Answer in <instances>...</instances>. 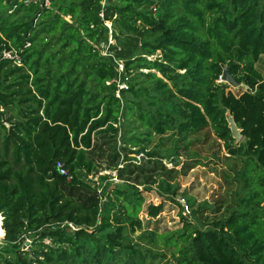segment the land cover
Here are the masks:
<instances>
[{"label": "trees", "instance_id": "16d2710c", "mask_svg": "<svg viewBox=\"0 0 264 264\" xmlns=\"http://www.w3.org/2000/svg\"><path fill=\"white\" fill-rule=\"evenodd\" d=\"M25 1L0 0V239L13 256H0V264L164 257L154 252L157 234L143 230L142 191L176 197L175 177L198 165L175 169L178 144L209 126L229 157L259 171L257 188L244 172L245 194L224 216L202 227L182 217L173 257L177 264H264V81L255 68L264 55V0ZM11 50L20 65L2 57ZM223 65L247 87L241 94L217 83ZM227 111L242 135L236 148ZM168 133L172 150H148L152 136ZM102 163L123 187L106 192L108 176L99 184L87 179ZM162 210L163 203L148 204L146 215Z\"/></svg>", "mask_w": 264, "mask_h": 264}, {"label": "rangeland", "instance_id": "374dc122", "mask_svg": "<svg viewBox=\"0 0 264 264\" xmlns=\"http://www.w3.org/2000/svg\"><path fill=\"white\" fill-rule=\"evenodd\" d=\"M41 2L43 0H27V2ZM49 0H44L46 5ZM66 21H70L69 17H65ZM105 25L110 28L111 23L106 22ZM109 43L114 44V41L109 37ZM105 54V51H102ZM156 54L159 55L157 52ZM150 57L153 60L156 56ZM256 70L262 76L264 80V55L260 56L259 61L255 64ZM120 70V69H119ZM219 84H225V93H232L239 95L245 88L243 86L233 87L224 81L218 80ZM8 128L9 124H5ZM174 139L171 133L166 134L163 138L158 136H152L151 143L148 146V150L155 149L159 144L162 145V150H172L174 146ZM234 140V139H233ZM243 140L236 143L233 141L234 147L242 143ZM179 145V157L177 161L179 165L175 168L177 171L181 170V166H192L198 164L193 169H182L178 174L174 182L178 185V194L176 197H166L164 199L156 198L153 192H144L142 187H138L142 191V195L145 198V204L143 205L139 218L143 222V230L153 231L157 234L156 243L154 246V252L156 254H162L164 257H158L154 262L146 264H177L174 259L176 256L177 247H180V243H177V232L182 229L184 217L186 220L194 224L195 226L202 227L207 225L213 219L222 217L225 215L228 206H234L237 204V200L244 196L245 192L242 190V174L248 173L249 176H253L252 189L257 188L259 171L253 168V165L247 166V160L245 158L229 157L227 154L224 143L216 136L213 129L209 126L201 132L195 133L192 136L186 137L185 141ZM122 145L118 143L117 148ZM131 158L133 154L129 155ZM136 158V162H142V156L139 155ZM163 164L167 170L172 169L173 166L168 160H164ZM185 172V174H183ZM108 176L109 179L103 184L105 191L108 192L113 188L111 184L123 187V182L119 181L115 177V170L108 168L105 163H102L97 170L87 176V179L99 184L100 177ZM155 186V185H154ZM153 186V188H154ZM180 198H184L185 201L189 199L193 202V207L190 208L189 215H183L179 204ZM163 203L162 212L154 219L149 218L146 215V206L148 204ZM206 204V206H203ZM142 230V231H143ZM169 236H173L172 241H167ZM31 238L25 241V248L30 245ZM168 242V243H167ZM49 243V241H45ZM5 245L3 238L0 239V256L2 258H10L13 256L4 253Z\"/></svg>", "mask_w": 264, "mask_h": 264}, {"label": "water", "instance_id": "95a60500", "mask_svg": "<svg viewBox=\"0 0 264 264\" xmlns=\"http://www.w3.org/2000/svg\"><path fill=\"white\" fill-rule=\"evenodd\" d=\"M223 72L220 77L221 81L226 82L229 85H232L233 87H239L243 86L245 90L247 89L246 86L243 84H240L238 81L234 80V77L229 73V71L233 68V66H222ZM225 120L227 123V127L230 131L232 139L235 140L236 143L240 142L242 140V135L240 129L236 126L233 117L231 116L230 112L227 111L225 113Z\"/></svg>", "mask_w": 264, "mask_h": 264}, {"label": "built area", "instance_id": "2783aa9c", "mask_svg": "<svg viewBox=\"0 0 264 264\" xmlns=\"http://www.w3.org/2000/svg\"><path fill=\"white\" fill-rule=\"evenodd\" d=\"M25 3H28L27 0L25 1ZM104 5H105V0H102V6H104ZM2 57L4 59L13 60V63H15L16 65H20V57H19L18 53L16 51H14V50L4 51L3 54H2ZM118 71L122 72L121 63H119V65H118ZM119 88L120 89H125L126 86L124 84H121V85H119ZM117 96H119L118 93H117ZM56 170L59 172V174L68 177V172L64 168V165L61 162H57L56 163ZM179 201H180L179 204H180V207H181V210H182V214L183 215H189L190 214V208H189L187 202L185 201V199L184 198H180ZM71 228L74 229L72 226H71Z\"/></svg>", "mask_w": 264, "mask_h": 264}, {"label": "bare ground", "instance_id": "6f19581e", "mask_svg": "<svg viewBox=\"0 0 264 264\" xmlns=\"http://www.w3.org/2000/svg\"><path fill=\"white\" fill-rule=\"evenodd\" d=\"M0 218H1V224H2V217H1V215H0ZM0 228H1V226H0ZM1 230H2V228H1ZM4 232V231H3ZM4 237V236H3Z\"/></svg>", "mask_w": 264, "mask_h": 264}]
</instances>
